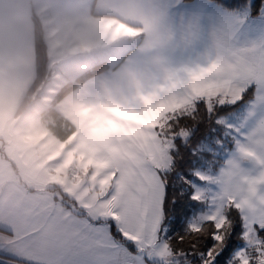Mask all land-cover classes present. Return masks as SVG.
Masks as SVG:
<instances>
[{
	"label": "snow or ice",
	"instance_id": "snow-or-ice-1",
	"mask_svg": "<svg viewBox=\"0 0 264 264\" xmlns=\"http://www.w3.org/2000/svg\"><path fill=\"white\" fill-rule=\"evenodd\" d=\"M153 2L171 97L99 214L27 264H264V0Z\"/></svg>",
	"mask_w": 264,
	"mask_h": 264
},
{
	"label": "crops",
	"instance_id": "crops-1",
	"mask_svg": "<svg viewBox=\"0 0 264 264\" xmlns=\"http://www.w3.org/2000/svg\"><path fill=\"white\" fill-rule=\"evenodd\" d=\"M111 3L112 7L108 6V0H0L1 142L8 137H16L18 140L21 136L19 125L22 120L19 116L24 112L18 116L15 112L35 75L31 17L34 13L40 19L44 30L49 74L44 82L41 95L26 111L35 112L32 107H36V103L41 98H46L48 100L46 108L54 106L63 118L74 126V131L66 139L58 138L66 142L68 146L66 151L70 152V157H64L60 168L63 172L65 171L63 183L67 180L65 177L70 181V170L75 164L82 161L87 164V155L84 157L80 153L90 151L95 156V160L100 163V169L103 158H107L98 150H94V145L90 143L100 123L99 118L94 117L96 107H100L103 111L104 103L100 102L96 105L97 102H95L93 109L87 112V92L93 87L96 88L95 77L105 74L109 68L82 82L77 81V78L92 66L91 64L103 60L101 50L104 43V24L116 31H121L122 37L127 39L130 33L131 36L134 35V31L138 28L143 30L144 37L149 36L151 31L149 29L152 28L156 34H163L160 15L155 10L153 0H113ZM144 41L142 38L140 44ZM138 52H135L133 60L139 55H137ZM97 53H99V59H97ZM160 56L165 59V66L169 63L173 64L164 55ZM160 70V66H155L150 71H141L144 74L143 81L147 77V72L151 73H149L145 87L147 93L144 105L149 107L145 112L146 117L141 118L143 113L134 111L135 104L129 100V95L124 98L123 103L128 110L109 109L108 120L114 125L115 130L112 133L111 129L106 127L111 136L103 135L109 140L106 153L111 159L109 166L112 170L110 181L107 184L106 181L103 183L106 187H110L105 204L111 199L115 177L122 173L131 159L135 145L132 138L137 135L143 136L139 143L145 139V134L150 131L152 121L157 118L161 106L168 101L166 90L168 87L171 89L173 87L174 72L168 82ZM119 71L118 65L114 72ZM125 73H129L128 67H125ZM73 82L76 83L73 88L62 92ZM124 86L129 92V86L127 89L126 83ZM60 107L63 109L61 110ZM40 119L42 122L43 119L41 117ZM86 125L90 128L88 130L90 137H87V131H84ZM46 128V132L50 131L48 126ZM110 139H113L112 143ZM75 141L76 144H74ZM62 146L60 144L59 149H62ZM20 153L21 151L16 148L17 159ZM21 159L18 162L20 167L27 171L34 169L30 168L31 164L26 168L25 159L22 157ZM83 167L86 168L87 165ZM52 172H55V168ZM101 176H104L102 172L99 173V182H101ZM29 178L35 180L33 174ZM45 180L46 184H56L57 181L62 182V177L53 178L48 174ZM33 187L21 181L12 161L0 149V247L7 248L22 258L14 261V264H27L29 259H37L39 249L50 247L58 239L75 234L79 226L85 223L87 217L99 214L91 210L95 213L88 216L85 212H78V209L73 211L62 204H55L57 199L51 197L52 202L47 197H41L34 192ZM64 187L67 190L66 194L73 202H88L87 198L82 199L78 195V192L85 190L84 186L76 185V189H73L71 185ZM97 187H94L95 192L87 188L86 194L96 197L97 200ZM48 188L52 189L54 186H48ZM41 223L43 225H40Z\"/></svg>",
	"mask_w": 264,
	"mask_h": 264
},
{
	"label": "rangeland",
	"instance_id": "rangeland-1",
	"mask_svg": "<svg viewBox=\"0 0 264 264\" xmlns=\"http://www.w3.org/2000/svg\"><path fill=\"white\" fill-rule=\"evenodd\" d=\"M112 1L113 0H108L109 7L113 6L111 3ZM149 31V36L144 37L143 30L138 28L134 31V35L131 36L130 33L129 39H127L122 37L121 31H116L114 28H110L109 25L104 24V43L101 50V59L103 60L101 61L108 64L109 71H106V73L103 75H97V77L94 79L96 88L93 87L87 92V112H90L93 109L95 102H97L96 105L100 104V102L104 103L103 111L100 107H96L94 117L97 116L100 123L98 130L93 134V140L90 142L94 145V150H98V152L106 155L107 157L103 158L101 169L99 168L100 163L98 160H95V156L90 151L80 153L81 155H84V157L87 155V164L83 163V161L75 164L70 170V181L67 177H65L67 180L63 183V173L65 171L63 172L60 170V168L64 161V157H70V152L67 153L66 151L68 148L66 142L58 140V137L54 134V132H52L51 129L50 131L46 132L47 123L49 121L43 120L41 122L39 112L41 110H45L48 106V100L46 98H41V100L36 103V107H32L35 112L30 113L28 110L19 116L22 121L19 125L20 132H18L21 134V136L18 140L16 137H8L6 140L1 142L0 139V149H2V152L10 159V161H12L18 177L24 184L28 186H34L33 189L36 194L44 198L47 197L52 202V198H55L57 199L55 204L58 203L61 205L62 199H65L63 194L70 197L68 194H66L67 190L64 186L71 185L73 189H76V185H81L84 186L85 190L78 192V195L82 199L87 198L88 202H75L78 208L82 209L81 211L80 209L77 211L82 213L85 212L88 216L94 215L95 212L99 213L110 192V187H106V184L110 181L112 173V170H110L109 166L111 159L106 153V150H108L109 140L103 136L106 134L111 136L110 132L106 130V127H109L112 133H114L115 130L114 125L108 120L109 115L107 114L109 109L117 111L128 110V108L124 106L123 103L125 102L124 98L129 95V100H132L135 104L133 107L134 111L136 110L138 113H143L141 118L146 117L145 112L146 109H149V107L144 105V98L147 93V88L145 87L147 85L150 72H147V77L145 81H143L144 74H142L141 71H150L154 69L155 66H160V71H162L161 74L168 82L170 81L171 75L174 72V63H169L165 66V59L160 56L162 54L161 42L163 34H156V31L153 28L149 29ZM142 38L145 41L140 44ZM142 49L144 50L141 51ZM134 51H139L137 53V55H139H136L137 57L135 60H133L135 54ZM97 59H99V53H97ZM121 59L122 61L120 62ZM98 62H100V60L93 64ZM93 64L91 65L93 66ZM118 65L120 71L115 73V68ZM125 67H128L129 73H125ZM154 71L155 70H153V72ZM124 83H126V89L129 86V92L125 90ZM166 91L167 100H169L171 97V88L168 87ZM60 109L62 110L63 108L60 107ZM134 117H132V119L138 122V120ZM89 129V126L86 125L84 131H87V137H90V134L88 133ZM129 137L131 136L129 135ZM142 137L143 136L137 135L136 137L132 138L135 145L139 144V141ZM112 140L113 139H110L111 143ZM60 144L63 145L62 149H59ZM74 144H76V141ZM16 148L17 150L21 151L20 157L18 159L16 158L15 154ZM21 157L25 159L24 163L27 165L26 168H28V165L31 164L30 168L34 169L27 171L20 167L18 162L22 160ZM83 165H87V167L85 168ZM53 168H55V172H52ZM89 168H91V170ZM88 169L89 171H87ZM100 172H102L105 176H101V182H99ZM32 174L35 176V180H31L29 178ZM48 174L49 177L53 178L62 177V182L57 181L56 184H46L45 177ZM105 181L106 184L103 185ZM74 182L77 183L75 184ZM48 186H54V188L49 189ZM96 186H98L97 200L96 197L86 194L87 188H90L95 192L94 187ZM81 189H83V187H81ZM91 210L95 212H91ZM40 225H43V223Z\"/></svg>",
	"mask_w": 264,
	"mask_h": 264
},
{
	"label": "trees",
	"instance_id": "trees-1",
	"mask_svg": "<svg viewBox=\"0 0 264 264\" xmlns=\"http://www.w3.org/2000/svg\"><path fill=\"white\" fill-rule=\"evenodd\" d=\"M31 17L33 24L35 75L16 109V116L25 112L29 106L41 95L43 90L42 88H44L45 85L44 82L48 78L49 74L47 43L44 37V30L38 16L33 13ZM121 61L122 59L120 62ZM108 67L109 66L106 62L96 63L91 68L87 69L80 77H78L77 81L82 82L96 74L103 72ZM75 85L76 83L74 82L69 84L62 92L73 88ZM39 115L44 121H49L47 126L60 140L66 139L74 131V126L70 124L67 119H64L54 106H49L45 110L40 111ZM63 197L65 198L62 199L61 204L63 206H66L73 211L75 209H80V211L82 210L81 208H78L75 202H73V200L67 195L63 194Z\"/></svg>",
	"mask_w": 264,
	"mask_h": 264
}]
</instances>
